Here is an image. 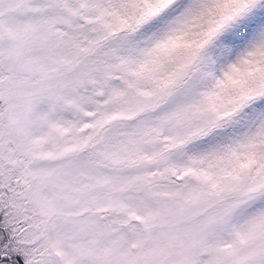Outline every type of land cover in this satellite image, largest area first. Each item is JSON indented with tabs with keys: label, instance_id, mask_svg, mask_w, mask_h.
I'll use <instances>...</instances> for the list:
<instances>
[{
	"label": "snow or ice",
	"instance_id": "1",
	"mask_svg": "<svg viewBox=\"0 0 264 264\" xmlns=\"http://www.w3.org/2000/svg\"><path fill=\"white\" fill-rule=\"evenodd\" d=\"M0 264H264V0H0Z\"/></svg>",
	"mask_w": 264,
	"mask_h": 264
}]
</instances>
